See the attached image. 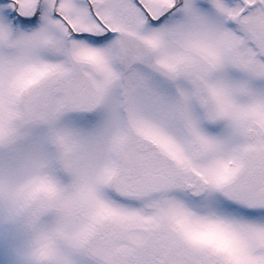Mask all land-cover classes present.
Masks as SVG:
<instances>
[{
    "label": "snow or ice",
    "instance_id": "obj_1",
    "mask_svg": "<svg viewBox=\"0 0 264 264\" xmlns=\"http://www.w3.org/2000/svg\"><path fill=\"white\" fill-rule=\"evenodd\" d=\"M0 264H264V0H0Z\"/></svg>",
    "mask_w": 264,
    "mask_h": 264
}]
</instances>
